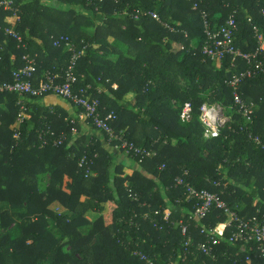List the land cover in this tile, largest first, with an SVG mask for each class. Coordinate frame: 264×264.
Instances as JSON below:
<instances>
[{
    "label": "trees",
    "instance_id": "trees-1",
    "mask_svg": "<svg viewBox=\"0 0 264 264\" xmlns=\"http://www.w3.org/2000/svg\"><path fill=\"white\" fill-rule=\"evenodd\" d=\"M7 1L12 9L0 6V81H12L13 71L25 65L24 55L35 59L37 81L48 71L63 74L71 53L54 42L68 37L83 50L75 90L90 85L101 113H116L117 133L157 155L131 156L132 166L115 164L100 142L71 146V123L56 126L62 122L58 115H36L27 103L29 118L17 129L24 98L0 93V264H247L246 246L229 241L235 227L215 248V258L201 253L199 244L208 240L203 231L225 224L230 216L214 209L203 220L190 219L198 200L176 179L217 193L243 221L264 213V75L239 85L241 97L257 104L248 124L234 104L231 83L249 64L229 57L217 67L203 55L201 15H209L214 29L234 15L236 47L255 53L261 44L254 28L264 36V0ZM137 11L144 14L135 20ZM99 17L103 25L96 27ZM11 28L22 36L24 48L6 33ZM108 37L114 41L105 45ZM175 44L183 48L174 50ZM187 102L194 107V119L183 123L180 112ZM204 103L220 104L232 117L218 138L204 137L199 121ZM244 125L261 137L262 145L240 130ZM48 128L57 137L66 133L69 141L58 148L41 147L40 132ZM84 156L94 161L88 176L87 167H79ZM138 163L142 170L133 167ZM56 204L65 212L57 211ZM89 212L99 217L92 222ZM181 222L188 226L186 236ZM252 264L264 260L253 256Z\"/></svg>",
    "mask_w": 264,
    "mask_h": 264
},
{
    "label": "built area",
    "instance_id": "built-area-1",
    "mask_svg": "<svg viewBox=\"0 0 264 264\" xmlns=\"http://www.w3.org/2000/svg\"><path fill=\"white\" fill-rule=\"evenodd\" d=\"M192 1V0H188ZM13 3L11 1H0V6H4L6 10L12 9ZM193 10H199L198 3H194ZM144 14L137 11L133 15L135 20H138L140 15ZM202 19L205 27V43L202 48V53L208 59L214 63H222L225 59L232 57L235 61L242 59L249 64V68L236 72L232 79V86L234 87V104L238 109V113L242 115L248 124L253 123V116L257 104L245 101L239 93V85L242 80L246 78H252L255 75H264V57L262 52L264 51V36L260 33L257 27L254 28L255 34L261 44L260 50L255 53H243L236 47V33L238 31V22L234 15L226 21V23L218 29H214L209 15L202 11ZM264 15V11H263ZM149 16L160 21V17L157 13L151 12ZM165 28L171 32H175V27L168 23L163 24ZM6 33L15 39L19 48H24L22 36L15 31L14 28L7 29ZM188 37L187 33H184ZM55 47H64L69 53H71V59L68 67L63 74L52 72H45L40 80L37 81V63L30 55H24L23 61L25 65L12 73V81H0V93L17 94L21 98H43L47 95H54L72 103L81 111V116L84 120L90 123L96 130L101 132L106 137L107 144L112 149L124 152L125 154L135 158H153L157 153L151 149L139 147L125 138L123 133H117L113 124L117 121L118 117L115 112H109L105 115L101 113V103L98 99L92 97L90 91L91 86L88 85L85 88H80L77 91L75 86L78 83L76 76L77 62L83 54V50L79 51L75 43L68 37H60L54 42ZM239 65L233 64V68L238 70ZM101 93V90H98ZM21 105V111L17 117L18 128L24 123L26 119L27 109L23 101H19ZM180 119L183 123H190L194 119V107L191 102H187L183 105L180 112ZM232 117L226 114L225 108L220 104L204 103L200 108L199 121L204 127V137L206 139L218 138L223 128L231 121ZM241 131H246L249 134V139L256 145H262L263 141L259 135L249 131L248 126H240ZM76 132L75 128H72V134ZM14 138L20 139L18 130L15 132ZM39 139L41 147L52 145L54 147H61L69 141V137L66 133L62 132L58 137L56 133L50 128L40 132ZM97 157V155H96ZM93 159H89L84 156L79 161V167L86 169V175H90V166L93 165ZM165 167H161L164 169ZM185 175H188L185 172ZM177 186H184L186 188L189 197L198 200V204L194 209V212L190 219L203 220L212 210H224L229 214L231 220L225 224H219L216 228L203 231L207 237V241L199 244V250L205 256L215 258V248L222 244L223 240H226V232L228 229L235 227L232 235L229 238L230 242L243 243L248 249L249 255L246 257L247 264H252L253 256L264 260V213L257 215L247 221L239 219L235 214L231 213L227 204L220 199L217 193H212L208 190H197L189 183L185 182V179L178 177L176 179ZM260 213V211H258ZM165 220L169 219V215L166 213ZM236 222L237 225L233 223ZM224 225V229L219 231V226ZM182 234L188 235V226L180 223ZM188 239L187 246L190 244ZM142 259H147L142 256Z\"/></svg>",
    "mask_w": 264,
    "mask_h": 264
},
{
    "label": "crops",
    "instance_id": "crops-1",
    "mask_svg": "<svg viewBox=\"0 0 264 264\" xmlns=\"http://www.w3.org/2000/svg\"><path fill=\"white\" fill-rule=\"evenodd\" d=\"M97 26L98 24L101 26L103 25V21L101 20V17L97 19ZM95 27V28H96ZM89 35H93V32L91 29H88L86 31ZM103 41H105V45L108 43H112L114 41L113 37L103 38ZM183 46L181 44L177 45L175 44L173 46L174 50H181ZM116 88V86H115ZM25 100V102H24ZM24 104L30 105V110L35 111L36 115L42 114L45 111H49L51 114L58 115L60 119H62V122H56L57 124H67L71 123L72 128H75L76 132L72 135V141L70 142V145H89L93 141L100 142L103 147H107L110 154L116 155L115 159L118 161L117 164H124L126 166H132V161L130 158H125L124 155L121 154V152L116 151L109 147L106 141L105 135H103L101 132L96 130L90 123H88L86 120H84L81 116V111L75 107L72 103L61 99L60 97L54 96V95H47L43 98L39 99H31V98H24L23 100ZM126 106L129 107L128 104ZM135 169H141L138 165H133ZM142 170V169H141ZM57 211H64L63 209H60V207H55Z\"/></svg>",
    "mask_w": 264,
    "mask_h": 264
},
{
    "label": "rangeland",
    "instance_id": "rangeland-1",
    "mask_svg": "<svg viewBox=\"0 0 264 264\" xmlns=\"http://www.w3.org/2000/svg\"><path fill=\"white\" fill-rule=\"evenodd\" d=\"M220 63H216V65H217V67H219L220 65H219ZM26 118H29V114L27 113V115H26ZM15 127H19L18 126V122L15 124ZM13 129H14V127H13ZM80 150V149H79ZM121 154L122 155H124L125 156V158H130V160L132 161L133 160V158L131 157V156H129V155H127V154H125L124 152H121ZM115 156L116 155H113V162L116 164L118 161L115 159ZM134 165H138V166H140L141 167V164L140 163H138V164H134ZM58 204H56V206H57ZM60 206V205H59ZM58 206V207H59ZM105 207H106V209H105V213L107 212V206L105 205ZM61 209V208H60ZM167 215H169L170 216V210H166V212H165ZM99 216L98 215H96V214H94V212H89L88 214H87V218L90 220V221H95L97 218H98ZM231 220V218L230 217H228V220H227V222H229Z\"/></svg>",
    "mask_w": 264,
    "mask_h": 264
},
{
    "label": "bare ground",
    "instance_id": "bare-ground-1",
    "mask_svg": "<svg viewBox=\"0 0 264 264\" xmlns=\"http://www.w3.org/2000/svg\"><path fill=\"white\" fill-rule=\"evenodd\" d=\"M218 229L219 231H222L224 229V225H220Z\"/></svg>",
    "mask_w": 264,
    "mask_h": 264
}]
</instances>
